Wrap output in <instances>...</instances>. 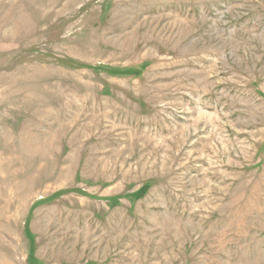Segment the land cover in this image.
I'll list each match as a JSON object with an SVG mask.
<instances>
[{"label":"rangeland","instance_id":"1","mask_svg":"<svg viewBox=\"0 0 264 264\" xmlns=\"http://www.w3.org/2000/svg\"><path fill=\"white\" fill-rule=\"evenodd\" d=\"M0 264H264V0H0Z\"/></svg>","mask_w":264,"mask_h":264}]
</instances>
